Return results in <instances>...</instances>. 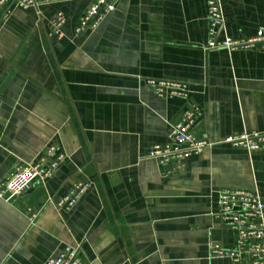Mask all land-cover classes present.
<instances>
[{"label":"crops","instance_id":"obj_1","mask_svg":"<svg viewBox=\"0 0 264 264\" xmlns=\"http://www.w3.org/2000/svg\"><path fill=\"white\" fill-rule=\"evenodd\" d=\"M209 1L120 0L98 28L77 34L93 0H37L1 27L0 181L48 145L66 158L52 178L0 198V264H45L67 246L83 264H231L212 251L237 241L216 218L219 193L264 201V151L223 141L264 133V45L208 51ZM221 8L219 39L264 29V0ZM59 13L63 35L51 37ZM149 79L185 82L189 97L160 99ZM185 107L199 108L193 135L210 147L162 167L147 155L170 143ZM80 181L93 186L59 212L54 203Z\"/></svg>","mask_w":264,"mask_h":264},{"label":"built area","instance_id":"obj_2","mask_svg":"<svg viewBox=\"0 0 264 264\" xmlns=\"http://www.w3.org/2000/svg\"><path fill=\"white\" fill-rule=\"evenodd\" d=\"M120 0H93L92 5L79 20L75 31L77 34L93 31L116 10ZM37 0H0V29L12 17L17 9H38ZM209 39L206 49L237 50L250 49L256 45H264V29L254 37L246 40L231 37L219 39L220 31L224 28V15L221 0H211L207 6ZM66 23L64 14L59 13L50 22L49 35L61 37L62 28ZM149 86L160 99L183 98L189 96V86L182 81L148 80ZM0 102V109H1ZM201 113L198 107H185L182 110L180 122L171 127L168 138L170 143L164 146L151 147L147 157L155 160L162 167L184 166L190 158L198 156L210 147L205 140H197L193 135ZM223 143L247 151H264V133L251 132L227 137ZM37 160L23 164L17 162L10 173L0 181V198L5 201L27 193L36 183H43L52 178L59 166L65 160V155L54 145H48ZM90 181L75 183L62 199L54 203L59 212L69 211L80 203V199L92 188ZM53 203V202H52ZM37 214L32 213L35 220ZM216 218L226 224L237 235L236 244L232 249L220 246L213 247L217 257L227 258L231 264H264V201L256 193L243 190L225 189L219 193V208ZM45 264H83L82 252L79 248L67 246L61 253L48 258Z\"/></svg>","mask_w":264,"mask_h":264}]
</instances>
